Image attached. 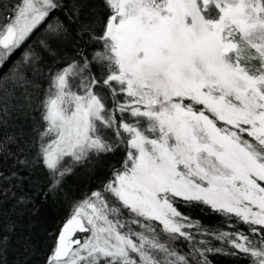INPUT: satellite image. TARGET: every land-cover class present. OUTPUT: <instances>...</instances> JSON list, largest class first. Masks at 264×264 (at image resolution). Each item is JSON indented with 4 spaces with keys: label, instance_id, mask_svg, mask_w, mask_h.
<instances>
[{
    "label": "snow or ice",
    "instance_id": "1",
    "mask_svg": "<svg viewBox=\"0 0 264 264\" xmlns=\"http://www.w3.org/2000/svg\"><path fill=\"white\" fill-rule=\"evenodd\" d=\"M87 3L73 0L69 19L79 21L85 46L99 47L85 55L78 46L79 59L48 70L43 130L33 129L38 145L21 147L23 133L0 132V155H14L25 170L45 168V196L75 164L125 152L103 189L77 202L54 233L46 264H209V253L264 264V0H102L104 17L84 13ZM10 7L0 26V82H27L26 67L44 71L41 53L29 48L5 74L9 60L45 23L48 38L39 45L57 57L53 43L67 39L68 27L53 17L61 0ZM0 10L7 11L2 0ZM7 112L0 103V128ZM34 148L30 160L24 154ZM31 201L24 193L17 205ZM181 202L209 206L232 230L201 231ZM203 235L224 246L210 247ZM7 241L0 234V254Z\"/></svg>",
    "mask_w": 264,
    "mask_h": 264
},
{
    "label": "trees",
    "instance_id": "2",
    "mask_svg": "<svg viewBox=\"0 0 264 264\" xmlns=\"http://www.w3.org/2000/svg\"><path fill=\"white\" fill-rule=\"evenodd\" d=\"M2 3L7 11L0 10V26L7 23L5 16L11 15L10 5L17 3V0H2ZM61 3L63 7L56 11L53 17H58L66 24L68 37L53 43L58 56H49L39 45V40L48 38L45 32L47 23H45L16 51L3 69V72L8 74L13 64L20 59L21 54L29 48L39 51L44 58L40 65L44 69L43 72L38 73L31 67L24 69L27 82L13 79L11 76L7 81L0 82V103L6 105L8 109L4 115L6 126L0 128V132L4 135L23 133L22 138L18 137L21 147L32 143L38 145L39 137L33 129L43 130L41 101L49 86L48 70L55 72L72 59H79L75 51L78 46L85 48V55H90L94 48L99 47L98 45L85 46L83 40L76 35L80 23L69 19L72 15L73 0H61ZM90 10L101 17L107 15L102 0H88L83 12L87 13ZM83 19L85 16L82 14L81 20ZM99 70L98 67H93L94 72L98 73ZM9 147L13 153L16 152L15 145ZM36 150L34 148L32 151H26L24 155L31 160L36 155ZM124 157L125 152L118 150L115 154H102L98 159L93 158L83 164H75L72 172L64 178L61 188L45 196L43 193L48 191L49 177L41 164L35 163L34 167L25 170L16 163L14 155L7 153L0 155V172L3 176L11 177V173L15 171L29 177L22 184L16 178L8 180L0 178V234L8 236L6 250L0 254L3 264H46L53 248L54 233L71 214L75 204L92 192L101 191L103 185L112 178L113 170L121 167ZM20 158L23 159L24 156ZM65 163L72 165L71 158H66ZM24 193L32 197L31 203L27 206L17 205V198ZM107 199L110 203L119 206L110 195ZM177 207L201 224L203 226L201 231L204 229L232 230V222H228L226 217L214 212L209 206L197 204L185 207L181 202ZM124 215H128L127 211ZM10 223L15 225V229L10 232L4 231V226ZM238 228L247 231V227L243 224L238 225ZM198 239L208 241L209 246L213 248L224 246L223 242L207 235L199 236ZM177 247L187 252L189 245L181 240L177 243ZM225 251H228L227 246ZM208 261L209 264H249V259L243 256L219 253H209Z\"/></svg>",
    "mask_w": 264,
    "mask_h": 264
}]
</instances>
